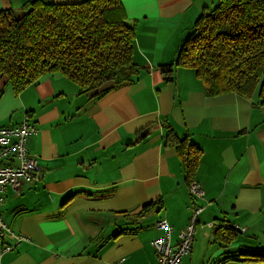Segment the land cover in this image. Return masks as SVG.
<instances>
[{"label": "crops", "instance_id": "0c3cea01", "mask_svg": "<svg viewBox=\"0 0 264 264\" xmlns=\"http://www.w3.org/2000/svg\"><path fill=\"white\" fill-rule=\"evenodd\" d=\"M30 1L0 0V12L19 13ZM217 1L121 0L136 28L134 63L142 76L135 83L109 82L83 94L51 74L19 95L4 88L0 127L29 117L38 129L29 149L44 176L4 194V221L29 241L0 239V247L12 248L1 264H157L152 242L165 235L158 222L173 228L176 245L191 206L204 210L181 264H264L231 259L264 251V105L258 96H209L190 69L178 68L167 83L159 68L176 62L204 9ZM169 129L202 153L194 181L203 200L191 195Z\"/></svg>", "mask_w": 264, "mask_h": 264}, {"label": "trees", "instance_id": "16d2710c", "mask_svg": "<svg viewBox=\"0 0 264 264\" xmlns=\"http://www.w3.org/2000/svg\"><path fill=\"white\" fill-rule=\"evenodd\" d=\"M136 28L121 0H88L59 5L31 0L17 13L0 12V96L6 86L16 95L51 74H61L83 94L113 82L135 83ZM167 83L178 68L194 70L209 96L236 93L264 105V0H218L205 8L172 65L160 66ZM188 184L201 151L187 138L173 142ZM244 257V259L242 258ZM233 260L264 263V251L242 252Z\"/></svg>", "mask_w": 264, "mask_h": 264}, {"label": "built area", "instance_id": "2783aa9c", "mask_svg": "<svg viewBox=\"0 0 264 264\" xmlns=\"http://www.w3.org/2000/svg\"><path fill=\"white\" fill-rule=\"evenodd\" d=\"M37 133L36 125L29 120V117L19 124L0 127V209L8 188L20 193L22 186H33L43 179L44 171L38 163V158L29 149V139ZM189 187L193 199H204V192L198 182L193 181ZM190 209L191 217L187 226L179 232L176 245L172 243L173 228L165 220L158 222L157 227L163 230L165 235L152 242L158 256L157 264H181L182 260L192 253L196 227L204 208L191 206ZM218 225L210 224L211 227ZM7 237L18 243L29 241L26 236L12 231L0 213V239L4 240ZM10 250L12 248L9 246L0 247V264L3 255ZM113 264H125V262L119 260Z\"/></svg>", "mask_w": 264, "mask_h": 264}, {"label": "water", "instance_id": "95a60500", "mask_svg": "<svg viewBox=\"0 0 264 264\" xmlns=\"http://www.w3.org/2000/svg\"><path fill=\"white\" fill-rule=\"evenodd\" d=\"M233 228L237 231V233L241 234V235H244L248 238H251V235L248 234V232L244 231L242 228H238L236 226H233Z\"/></svg>", "mask_w": 264, "mask_h": 264}]
</instances>
